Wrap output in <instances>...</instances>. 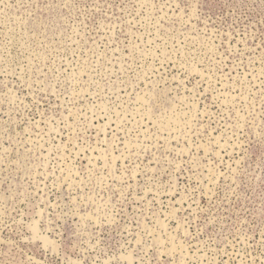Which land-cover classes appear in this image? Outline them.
Masks as SVG:
<instances>
[{
  "label": "rangeland",
  "instance_id": "rangeland-1",
  "mask_svg": "<svg viewBox=\"0 0 264 264\" xmlns=\"http://www.w3.org/2000/svg\"><path fill=\"white\" fill-rule=\"evenodd\" d=\"M0 264H264V0H0Z\"/></svg>",
  "mask_w": 264,
  "mask_h": 264
}]
</instances>
